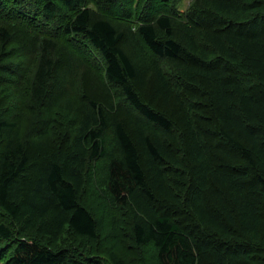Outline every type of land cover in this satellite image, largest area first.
Wrapping results in <instances>:
<instances>
[{"label":"trees","instance_id":"1","mask_svg":"<svg viewBox=\"0 0 264 264\" xmlns=\"http://www.w3.org/2000/svg\"><path fill=\"white\" fill-rule=\"evenodd\" d=\"M183 1L0 0V264H127L54 247L88 191L136 264H264V0Z\"/></svg>","mask_w":264,"mask_h":264},{"label":"rangeland","instance_id":"2","mask_svg":"<svg viewBox=\"0 0 264 264\" xmlns=\"http://www.w3.org/2000/svg\"><path fill=\"white\" fill-rule=\"evenodd\" d=\"M192 0H184L183 2L180 3L179 9L181 11H185L186 8L190 5ZM69 61V58L67 59ZM59 69H62L60 72L62 74L58 73L57 76V82L59 80L63 81V75H65V72H67V69L63 70L62 65L59 66ZM74 69V68H73ZM77 78L76 80L72 83L71 90L79 85L83 86L84 85V74L87 72V69L84 67H79L77 70ZM69 74V72L67 73ZM86 95V92L84 93ZM110 137L107 136V139ZM99 170L101 169L100 172H104V165H99ZM93 192V191H92ZM91 191L86 192V194L83 196V202L85 207H87L94 215L96 218L98 227H99V235L98 238L95 241H90V240H85L76 237L69 229H65L61 232V234L56 238L53 242V245L55 248L59 249L65 246L70 247V246H77L79 249L83 251L84 255H90V256H97L98 257H103L106 259L108 249L112 245V240H114L113 236L115 233L118 235L119 238V244L116 245V248L119 250L121 249L124 252V257L128 259L129 262L127 264H136L139 261H144L147 262L149 258L151 257L150 250H147L146 252L143 250H137L135 249L134 245L132 243H125L124 240H121V236H119V233L116 229V232L109 233L110 232V226L108 225L107 220H103L100 216V208H99V202L100 200L97 198L95 193H92ZM88 205V206H87ZM93 209V210H91ZM120 227V226H119ZM118 227V229H119ZM148 248V247H147Z\"/></svg>","mask_w":264,"mask_h":264},{"label":"bare ground","instance_id":"3","mask_svg":"<svg viewBox=\"0 0 264 264\" xmlns=\"http://www.w3.org/2000/svg\"><path fill=\"white\" fill-rule=\"evenodd\" d=\"M88 206V205H87ZM91 210H93V209H91ZM94 213V212H93Z\"/></svg>","mask_w":264,"mask_h":264}]
</instances>
